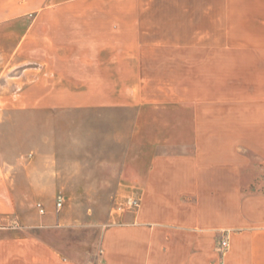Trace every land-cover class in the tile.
<instances>
[{
  "label": "crops",
  "instance_id": "crops-1",
  "mask_svg": "<svg viewBox=\"0 0 264 264\" xmlns=\"http://www.w3.org/2000/svg\"><path fill=\"white\" fill-rule=\"evenodd\" d=\"M0 51L36 64L20 94L128 95L66 107L164 110L147 123L164 137H114L121 162L99 165L120 202L95 246L56 208L74 175L55 151L0 161V264H264V0H0ZM3 91L0 109L41 105ZM96 138L90 155L106 158L109 137ZM38 200L46 213L28 221Z\"/></svg>",
  "mask_w": 264,
  "mask_h": 264
},
{
  "label": "rangeland",
  "instance_id": "rangeland-1",
  "mask_svg": "<svg viewBox=\"0 0 264 264\" xmlns=\"http://www.w3.org/2000/svg\"><path fill=\"white\" fill-rule=\"evenodd\" d=\"M29 53L35 55L36 48L33 47L32 50L29 48ZM35 70V63H25L15 59L9 62L5 52L0 51L1 103L4 96H9V93L3 91L5 86L6 90L11 89L12 105L46 106L0 109V161L4 165H17L24 157L33 160L38 151L39 153L47 150L55 151L63 176L70 180L72 178L70 176L74 175L71 182L65 180L64 188L57 191L64 200L60 211L65 210L68 215L80 218L77 221L76 236L84 240L92 239L95 246L96 225L108 223L110 215L117 210L120 202L117 177L111 173L110 167L108 175L105 176L103 168L99 165L105 161L121 162L123 149L121 143L113 140L114 137H151V134L154 137H164L163 126H153V128L147 125L153 117L162 119L164 110L161 108L156 111L149 106L66 107L98 103L104 99V96L107 97L108 103L123 99L125 101L128 95L117 97L114 94H40L34 90L20 94L19 90L24 88L23 84L26 85L35 77ZM152 80L157 86L166 81L171 87L191 81V79ZM191 83L194 84L193 80ZM203 97L210 98L211 95H203ZM48 105H56L57 108L49 109ZM96 137H109L106 158L99 157L98 154L95 157L90 155L93 145H98V142L95 143V140H98ZM125 144L124 142L123 146ZM37 202L43 205L46 213L44 203L40 200L34 201L24 209L28 221L41 217L35 209Z\"/></svg>",
  "mask_w": 264,
  "mask_h": 264
},
{
  "label": "built area",
  "instance_id": "built-area-1",
  "mask_svg": "<svg viewBox=\"0 0 264 264\" xmlns=\"http://www.w3.org/2000/svg\"><path fill=\"white\" fill-rule=\"evenodd\" d=\"M56 208L57 209H61L62 205H63V199L61 196H58L56 198ZM125 206L130 208V209H138L139 206H140V203H139V200L137 199H128L125 203ZM36 207V210L37 212L40 214V215H44L45 214V209L43 207V205L41 203H37L35 205ZM220 246H221V249L222 251H225L227 249V246H228V243H227V240L224 239L220 242Z\"/></svg>",
  "mask_w": 264,
  "mask_h": 264
}]
</instances>
